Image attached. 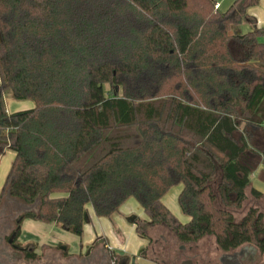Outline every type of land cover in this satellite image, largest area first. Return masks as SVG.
I'll use <instances>...</instances> for the list:
<instances>
[{"label": "trees", "instance_id": "16d2710c", "mask_svg": "<svg viewBox=\"0 0 264 264\" xmlns=\"http://www.w3.org/2000/svg\"><path fill=\"white\" fill-rule=\"evenodd\" d=\"M257 3L0 0V156L15 154L0 203L36 205L20 222L80 236L88 203L105 216L133 196L183 244L264 238L256 208L239 221L230 211L251 185L245 154L264 165L250 145L264 130V29L234 31ZM5 95L34 106L8 113ZM173 182L185 222L160 200ZM19 225L14 243L36 259L35 245L17 242Z\"/></svg>", "mask_w": 264, "mask_h": 264}, {"label": "rangeland", "instance_id": "374dc122", "mask_svg": "<svg viewBox=\"0 0 264 264\" xmlns=\"http://www.w3.org/2000/svg\"><path fill=\"white\" fill-rule=\"evenodd\" d=\"M214 1L221 2L220 11H225L235 0ZM255 27L264 29V0H258L257 4L250 6L246 9V15L243 22L237 28H235L234 31L237 32L239 30L240 33H245L254 29ZM258 40L264 41V36H259ZM230 48L232 49V52L234 54H237V50L239 48L235 45V43H232ZM104 88L108 90L109 85H105ZM5 97L11 98V96L9 95H5L4 98ZM11 99L15 100L14 98ZM238 135L239 133L235 134L236 137ZM250 145L258 152L264 150V130L254 131ZM243 161L249 164V166L252 168V171L257 170L260 164L261 166H263L262 160L258 155H253L248 152L243 157ZM6 175L0 182V190L4 184ZM251 182V185L255 186L257 189H264V171L261 170L260 172L252 174ZM181 189L182 184L180 182L171 183L160 197V200L173 215H175L181 222H185L188 218L187 216L182 214L178 204V195ZM246 196L247 198L242 203L240 208L230 210L235 221L241 220V218L245 215V213L250 207H255L257 205L261 207L262 213L264 214V192H261L260 197L255 198L250 195L249 188H247ZM5 202L6 201L3 200L0 203V223L3 220V224H5L7 227L9 226V228L3 230L0 234V252L4 250H10L11 245H9L8 239L12 237V232L14 230L13 228L15 227V225L12 223V220L16 217V215L19 212H23V210L25 209L28 210L29 208H37L36 205L34 207H31L21 200H17V202L15 203L12 202L7 204ZM214 205L216 207H222L217 200L214 202ZM87 206H89L92 211V203H88ZM130 216H136L139 219L138 228L137 224L130 223L126 220ZM143 219H147V216L143 212L141 205L133 196H128L123 201H121V203L114 211L110 212V214L108 215L102 216L101 221L98 222V226L102 225L101 230L103 229L102 231L110 234L109 243L111 244L112 250L124 252L130 257L138 256L139 251L142 248L146 247L148 243V240L140 235L141 230H145L149 234L150 241L148 246L149 248L155 247L156 251H160L159 247L161 246L169 247L171 248V251H177L178 246L193 244H183L178 242L175 239L173 233L164 225H154L152 229H146L144 228L145 226L142 225ZM92 220L93 218L91 217L90 221ZM194 244L199 246L200 248H206L214 245L215 242L213 237L204 236ZM21 260V257L12 258L10 256H6L0 258V264H15L17 262H23ZM72 260L73 258L68 257L67 254L64 257L61 249L59 248H56L55 250L46 248L43 249L42 252L37 255V258L32 261V264H76L72 263ZM135 262H137L138 264H154L148 259L140 258H136Z\"/></svg>", "mask_w": 264, "mask_h": 264}, {"label": "flooded vegetation", "instance_id": "af4514ba", "mask_svg": "<svg viewBox=\"0 0 264 264\" xmlns=\"http://www.w3.org/2000/svg\"><path fill=\"white\" fill-rule=\"evenodd\" d=\"M32 206V205H31ZM255 206L258 214L261 216L262 222H264V214L262 213L261 207ZM258 208V209H257ZM26 210V209H25ZM23 210V212L25 211ZM22 212H19L16 217L11 221L15 227L13 228V234L8 239L10 250L1 251L0 258L10 256L12 258L21 257V261L15 264H32L34 259H26L24 248H19L14 243V236L16 227L19 225L20 220L18 216ZM263 214V215H262ZM3 221V220H2ZM0 223V234L3 230L9 228L4 222ZM139 219L136 217L133 224H137L138 227ZM20 226V225H19ZM142 237L148 240L146 247L142 248L138 256L130 257L124 252L109 250L105 240L96 239L97 243L100 242L102 245L100 249L92 243L89 245L84 254L78 259L73 258L72 263L76 264H138L135 262L136 258L148 259L154 264H264V238L259 233L258 241L256 243H244L234 248L224 249L219 247L216 243L206 248H200L195 245V242L191 245H181L177 247V251H171L169 247L161 246L160 251H156L155 247L149 248V237H147L142 231H140ZM209 236V235H206ZM212 237V236H211ZM215 242V241H214ZM59 249L62 247L59 246ZM158 249V248H157ZM62 251V249H61ZM100 253V254H99ZM65 257L66 253L62 251ZM99 254V256H98ZM67 257V256H66ZM20 259V258H19ZM133 260V261H132Z\"/></svg>", "mask_w": 264, "mask_h": 264}, {"label": "crops", "instance_id": "0c3cea01", "mask_svg": "<svg viewBox=\"0 0 264 264\" xmlns=\"http://www.w3.org/2000/svg\"><path fill=\"white\" fill-rule=\"evenodd\" d=\"M218 5V9L221 8V2L215 1ZM237 32H240L239 30ZM12 98V97H11ZM10 97L4 98V104L6 111L8 113H12L15 111H20L30 109L34 106V103L30 100H13ZM15 157L14 152L11 150H4V152L0 156V182L5 177L6 173H8L11 163ZM264 166V165H263ZM263 166L258 167L257 170L252 171V174L256 172H260L261 170L264 171ZM7 176V175H6ZM252 183V182H251ZM3 187V186H2ZM253 187L254 189L258 190L259 192H264V189H257L255 186L250 185V188ZM264 187V185H263ZM246 192V190H245ZM7 203H15L17 202L16 198H12L9 196H5L3 199ZM30 206V205H29ZM93 207V206H92ZM86 210L89 215V222L83 226V230L80 236H76L72 233H69L62 228L56 226L54 223H43L38 220H34L32 218H24L20 222L19 226V235L17 237V242L21 244H33L35 245L34 252L38 255L42 252L43 249H51L55 250L59 246H61L62 251H64L68 257L78 259L81 255L84 254L86 248L91 245L92 243H97L96 239H103L106 242L108 249H111L110 242V234L105 233L101 230V226H98V222L101 221L102 216L97 215L95 213L94 208L91 211L89 206H86ZM92 214V215H91ZM91 215V216H90ZM93 218L90 221V218ZM131 223V222H130ZM146 229H152L154 226L151 224L148 219H143V223ZM147 237L149 234L145 230H141ZM96 245L98 248H101L100 242ZM112 250V249H111Z\"/></svg>", "mask_w": 264, "mask_h": 264}, {"label": "water", "instance_id": "95a60500", "mask_svg": "<svg viewBox=\"0 0 264 264\" xmlns=\"http://www.w3.org/2000/svg\"><path fill=\"white\" fill-rule=\"evenodd\" d=\"M135 218H136V216H130L126 220L129 221V222H131V223H133Z\"/></svg>", "mask_w": 264, "mask_h": 264}, {"label": "built area", "instance_id": "2783aa9c", "mask_svg": "<svg viewBox=\"0 0 264 264\" xmlns=\"http://www.w3.org/2000/svg\"><path fill=\"white\" fill-rule=\"evenodd\" d=\"M215 8H218V5L217 4H215Z\"/></svg>", "mask_w": 264, "mask_h": 264}]
</instances>
